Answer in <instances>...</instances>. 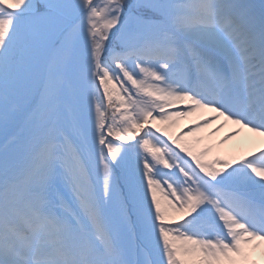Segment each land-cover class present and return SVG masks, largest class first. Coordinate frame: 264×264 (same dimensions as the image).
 I'll return each mask as SVG.
<instances>
[{"label": "snow or ice", "instance_id": "1", "mask_svg": "<svg viewBox=\"0 0 264 264\" xmlns=\"http://www.w3.org/2000/svg\"><path fill=\"white\" fill-rule=\"evenodd\" d=\"M221 118L264 137V0H0V264H254Z\"/></svg>", "mask_w": 264, "mask_h": 264}, {"label": "bare ground", "instance_id": "2", "mask_svg": "<svg viewBox=\"0 0 264 264\" xmlns=\"http://www.w3.org/2000/svg\"><path fill=\"white\" fill-rule=\"evenodd\" d=\"M210 115V114H209ZM199 117H191L192 122ZM220 129L216 131V129ZM232 132H238L239 135L225 144L224 138ZM206 133L209 138L215 143L213 151L220 153L223 158L227 159H241L244 156L254 153L257 150L264 148V137L256 136L247 129L240 128L223 118L218 120L215 124L204 129L200 134ZM251 258H256L258 262L264 264V242L255 247Z\"/></svg>", "mask_w": 264, "mask_h": 264}, {"label": "rangeland", "instance_id": "3", "mask_svg": "<svg viewBox=\"0 0 264 264\" xmlns=\"http://www.w3.org/2000/svg\"><path fill=\"white\" fill-rule=\"evenodd\" d=\"M192 123V119L191 117H189L188 119L186 120H181L179 125L173 129H171L172 132H175L176 130H178L179 128H186L187 126H189L190 124ZM175 130V131H174ZM200 137L203 138V143L200 144L198 146V150H203L205 148L209 149V146L213 143V141L211 140V138H209L208 136L205 135V133L203 134H198ZM216 156H213L212 154H210L208 157L205 158V160H213L215 159ZM252 261H254V264H255V260L251 259Z\"/></svg>", "mask_w": 264, "mask_h": 264}]
</instances>
